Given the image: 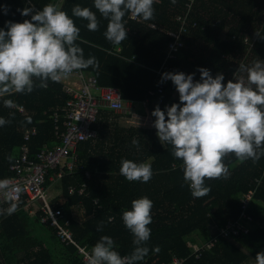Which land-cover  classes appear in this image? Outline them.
Wrapping results in <instances>:
<instances>
[{
    "label": "trees",
    "instance_id": "1",
    "mask_svg": "<svg viewBox=\"0 0 264 264\" xmlns=\"http://www.w3.org/2000/svg\"><path fill=\"white\" fill-rule=\"evenodd\" d=\"M184 1L176 0L173 4L171 0H158L153 5L155 19L127 22V39L120 45H113L105 38L108 21L95 9L94 0H0V29L6 31L8 21L23 22L18 9L32 5L39 10L48 3H59L61 10L80 28L77 44L83 49L84 57L94 56L99 62L98 71L92 67L83 71L94 75L101 86L117 87L123 100L137 103V107L146 110L139 114L136 107L134 113L116 114L104 109L94 125L97 137L79 143L74 170L59 179V191L66 200L63 211L71 220L74 238L79 244L87 245L91 251L106 235L115 241L121 256L130 254L134 247L133 236L123 224L122 213L131 210L133 200L147 197L153 202L151 238L147 244L150 251L140 264L168 262L174 256L186 258L185 264H255L257 253L264 251V156L255 163L252 160L240 163L234 156L226 157L224 162L230 176L206 180L205 185L210 186L211 191L202 198H194L183 178L182 161L173 157L170 145H165L163 153L156 145L155 117L151 113L157 105L166 110L158 99L179 103V96L174 95L176 88L172 82L162 94H148L149 90L156 91L161 82L155 69L165 58L170 41L167 35L148 24L175 28L177 24L171 17L182 10ZM76 5L96 13L97 31H89L86 20L72 15ZM193 6L194 13L189 20L196 21V27L182 37L185 45L176 59L168 61L173 73H195L194 79L199 81L198 69L206 68L213 77L222 73L226 84L233 79L240 64L251 66L257 59L264 60V0H195ZM116 46L121 47L119 53L114 52ZM236 76L242 73L237 72ZM147 98L149 103L144 107L141 102ZM4 99H11L15 106L6 107ZM66 99L62 84L51 81L46 89L37 87L31 94L0 98V117L11 119L10 124L0 127V179L13 175L9 165L23 143L21 128L37 129L36 135L28 141L29 158L34 159L44 145L52 147L59 143L49 116L62 107ZM19 105L24 107V112L18 111ZM63 120L61 114L60 131L64 129ZM134 138L139 142L138 150L132 145ZM125 159L150 163L153 173L150 181H128L121 175V162ZM86 169L91 173L90 178L84 175ZM55 172L50 170L49 173ZM256 177H261L258 185L254 182ZM83 183L87 194L68 193L69 186L78 187ZM253 187L249 208L253 223L249 232L233 240L219 238L199 258L190 255L186 242L207 241L216 228L225 225L230 218L235 219L241 209L240 195ZM95 198L100 207L93 203ZM77 204L80 209L75 208ZM101 222L103 230L97 231ZM156 247L160 249L158 253L153 251ZM0 264L85 263L74 246L61 244L54 230L39 222L37 212L30 213L29 207L20 205L13 214L1 215Z\"/></svg>",
    "mask_w": 264,
    "mask_h": 264
},
{
    "label": "clouds",
    "instance_id": "2",
    "mask_svg": "<svg viewBox=\"0 0 264 264\" xmlns=\"http://www.w3.org/2000/svg\"><path fill=\"white\" fill-rule=\"evenodd\" d=\"M158 0H94V7L108 21L105 38L113 45L127 39L124 17L131 15L144 21L155 19L153 5ZM175 4L176 0H171ZM5 14L7 8L4 7ZM31 19L22 23L6 22V31L0 29V98L13 94H31L37 87L46 89L48 82L59 83L72 73L92 67L99 69L94 56L84 57L78 46L80 28L61 10L59 3H48L42 9H18ZM72 15L86 20L89 31L99 29L95 12L76 5ZM200 80L195 73L162 74L161 83L172 81L179 93V103L161 110L155 107L153 127L160 143L171 146V154L182 161L183 178L194 198H202L210 191L206 180L227 179L230 176L225 158L234 156L243 163L257 162L264 156V60L257 59L251 66L240 64L237 72L243 76L224 83V76H212L209 69L199 68ZM175 95V93H174ZM176 96V95H175ZM13 108L11 99H4ZM31 122L30 120L28 121ZM11 119L0 117V127ZM139 127V126H138ZM132 145L139 149L135 138ZM11 160V157H9ZM120 173L128 181L147 183L152 178L151 164L122 160ZM21 188L11 179H0V195L9 207L0 208V215H11L17 208ZM15 194V196L13 195ZM153 202L142 197L131 202V210L122 213L124 226L133 236V250L121 256L115 241L102 236L87 256V264H139L149 254ZM111 220V218H109ZM103 230V222L97 231ZM160 251L159 247L153 249ZM255 264H264V251L258 252Z\"/></svg>",
    "mask_w": 264,
    "mask_h": 264
},
{
    "label": "built area",
    "instance_id": "3",
    "mask_svg": "<svg viewBox=\"0 0 264 264\" xmlns=\"http://www.w3.org/2000/svg\"><path fill=\"white\" fill-rule=\"evenodd\" d=\"M194 1L185 0L182 10L175 12L171 17L172 22L177 24L175 28L158 26L152 22L148 24L150 28L158 29L170 38L165 58L159 68L155 69L160 78L163 73H173L168 61L176 59V54L185 45L182 37L190 29L196 27V21L189 20L191 14L194 13ZM30 7L33 6L31 5ZM26 19L30 20L31 17L23 16V21ZM141 20L128 15L126 23L140 22ZM125 27L129 30L128 25L125 24ZM245 41H247V38H245ZM120 49V46H116L114 52L119 53ZM82 72V75L80 71L74 72L59 82L62 84V89L67 95V99L62 107L51 112L49 116L54 122L55 135L59 139V143L52 147L44 145L34 159L29 158L28 141L36 135L37 129L35 127L21 128L23 143L19 148L18 156L9 165V170L13 175L8 179H11L14 185L21 188L18 200L13 201L18 203V208L22 205L23 207H29L30 213L37 212L39 222L53 229L56 239L61 244L74 246L76 254L81 261L87 264V256L91 251L87 248V245L79 244L74 238L71 220L63 211L66 200L61 193L51 196L48 187L50 184L58 182L67 172L70 173L74 170L78 161L77 147L82 141L97 137L98 131L94 125L101 119V113L104 109L116 114H129L134 113V109L138 105L137 103L123 100L117 87L101 86L94 75L87 74L83 70ZM171 82L170 80L160 82L156 91H148L149 96L162 94L165 87ZM158 102L164 103L165 107L175 103L173 101L164 102L162 98L158 99ZM148 103L149 100L147 98L141 102V105L147 107ZM17 109L21 113L25 111L21 105L17 106ZM61 114L64 118L62 122L64 129L62 131H60L58 124ZM79 167L83 168L81 165ZM50 170H55L56 172L51 174L49 173ZM84 175L86 178H90L91 173L86 169ZM254 182L256 185L260 184L261 177L254 178ZM67 190L70 195L87 194L85 183L78 187L69 186ZM254 191L255 188L253 187V189L240 195L241 209L239 215L235 219H228L225 225L216 228L215 233L207 241L188 240L186 246L190 250V255L199 258L204 251L210 250L218 242L219 238L233 240L241 234H247L253 223L249 208L253 200ZM13 195L15 196V194ZM93 203L100 207L97 198L93 200ZM9 206V202L5 197L0 195V208L6 209ZM75 208L80 209V205L77 204ZM185 263L186 258L174 256L170 261L158 264Z\"/></svg>",
    "mask_w": 264,
    "mask_h": 264
},
{
    "label": "rangeland",
    "instance_id": "4",
    "mask_svg": "<svg viewBox=\"0 0 264 264\" xmlns=\"http://www.w3.org/2000/svg\"><path fill=\"white\" fill-rule=\"evenodd\" d=\"M237 57V56H236ZM239 60V59H238ZM246 75V73H242V76L244 77ZM239 77H241V76H236V78H239ZM227 80V79H226ZM229 80H231V78L229 79ZM228 80V81H229ZM232 80H234V76H233V79ZM227 83V82H226ZM175 95L176 96H179V93L178 92H175ZM139 110H138V113L139 114H144L143 113V111L144 112H146V110H144V109H141V108H139V107H137ZM145 116V115H144ZM146 120V117H145V119H144V121ZM59 184H58V182H56V183H54V184H50V186L48 187V189H49V191H50V195L51 196H56V195H58L59 194V186H58ZM262 207V206H261ZM263 210H264V206H263Z\"/></svg>",
    "mask_w": 264,
    "mask_h": 264
},
{
    "label": "crops",
    "instance_id": "5",
    "mask_svg": "<svg viewBox=\"0 0 264 264\" xmlns=\"http://www.w3.org/2000/svg\"><path fill=\"white\" fill-rule=\"evenodd\" d=\"M99 127H101V125H99ZM156 145H157L158 149L160 150V152H162V153L165 152V146H163V145L160 143L158 137L156 138ZM58 191H59V190H58ZM59 194H60V191H59ZM247 264H249V263H247Z\"/></svg>",
    "mask_w": 264,
    "mask_h": 264
}]
</instances>
